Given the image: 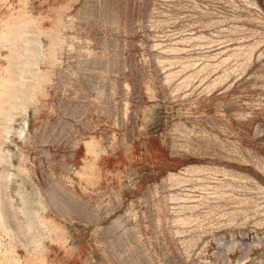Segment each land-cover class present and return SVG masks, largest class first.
Masks as SVG:
<instances>
[{"label": "rangeland", "instance_id": "obj_1", "mask_svg": "<svg viewBox=\"0 0 264 264\" xmlns=\"http://www.w3.org/2000/svg\"><path fill=\"white\" fill-rule=\"evenodd\" d=\"M0 264H264V0H0Z\"/></svg>", "mask_w": 264, "mask_h": 264}]
</instances>
